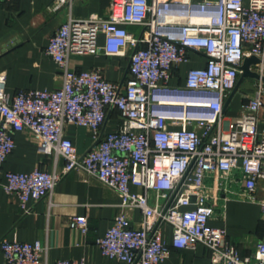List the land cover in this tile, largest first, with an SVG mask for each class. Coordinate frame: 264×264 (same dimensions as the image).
I'll use <instances>...</instances> for the list:
<instances>
[{"label":"built area","instance_id":"obj_1","mask_svg":"<svg viewBox=\"0 0 264 264\" xmlns=\"http://www.w3.org/2000/svg\"><path fill=\"white\" fill-rule=\"evenodd\" d=\"M15 0H0L13 2ZM72 0H56L57 6ZM129 25L139 27L138 31ZM105 35L104 44L97 35ZM130 54L124 83L105 78L100 68L76 69L73 54ZM205 65L189 69L184 84H171L190 52ZM46 53L56 62L62 84L52 90H7L0 72V175L3 187L26 207L48 196L71 171L81 170L114 188L121 210L96 244L103 255L123 264H163L170 248L162 223L173 229V245L211 250L215 264H264V240L243 254L214 218L232 184L239 198L256 201L264 216V129L259 128L264 81L241 101L230 119L224 105L236 87L245 57L264 76V0H112L104 17L70 15L50 37ZM120 112L116 130L103 133L108 110ZM69 124L93 132L95 143L80 153L67 136ZM29 130L40 153L64 159L52 170H6L15 134ZM143 188L132 191L131 185ZM139 209L133 224L127 210ZM72 228L86 234L89 220L73 216ZM4 264H86L83 259L49 261L50 245L39 239L0 240Z\"/></svg>","mask_w":264,"mask_h":264},{"label":"crops","instance_id":"obj_2","mask_svg":"<svg viewBox=\"0 0 264 264\" xmlns=\"http://www.w3.org/2000/svg\"><path fill=\"white\" fill-rule=\"evenodd\" d=\"M112 0H72L57 6L56 0H15L0 2V72L7 76V90L14 94L22 89H55L62 84V75L56 62L46 53L50 37L70 16L85 18L91 14L108 16ZM138 31L135 25L128 26ZM97 43L104 44L105 35H97ZM108 56L106 54H73L71 64L76 69L100 68L106 79L124 83L130 75V54ZM206 58L198 51L190 52V60L178 66L171 84H184L192 67H202ZM253 79L256 87L258 79ZM241 86V85H240ZM238 88L236 94L241 90ZM254 91V89H253ZM241 92L233 97L225 114L235 119L240 114V105L245 95ZM120 122V112L116 108L108 110L103 124V133L116 130ZM259 128L264 129V104L260 112ZM67 136L72 139L80 153L94 143L91 130L82 125L69 124ZM64 164V159L38 151L31 131L23 130L15 134V148L7 157L6 170L29 172L36 167L52 170ZM5 176L0 175V240L4 236L21 241L41 240L50 245L49 261L57 259H85L86 264H123L103 255L96 239L106 233L115 216L122 209L117 191L102 183L95 176L81 170H73L56 186L51 200L43 196L30 200L26 207L18 196L6 192L3 187ZM132 191L141 193L143 188L131 185ZM132 223L142 220L139 209L127 210ZM85 215L89 220V230L83 234L70 226L73 216ZM211 225L226 228L229 238L243 254L252 253L257 243L264 240V216L258 202L233 195L225 201ZM162 237L170 248L169 256L163 264H215L211 250L198 244L195 248H177L173 245V229L162 223ZM0 264H4V254L0 248Z\"/></svg>","mask_w":264,"mask_h":264},{"label":"water","instance_id":"obj_3","mask_svg":"<svg viewBox=\"0 0 264 264\" xmlns=\"http://www.w3.org/2000/svg\"><path fill=\"white\" fill-rule=\"evenodd\" d=\"M259 62H260L259 58L255 55L245 57L244 62L241 66L242 72H241L240 77L238 79L237 85L230 92V94H229V96L225 102L224 109L227 108V106L229 105V103L231 102L233 97L235 96V94H236L239 86L241 85L242 81L244 80V78L252 77V78H256V79H262L264 81V76H261V74L259 72H257L256 70H253L251 68V66L253 64H257Z\"/></svg>","mask_w":264,"mask_h":264},{"label":"rangeland","instance_id":"obj_4","mask_svg":"<svg viewBox=\"0 0 264 264\" xmlns=\"http://www.w3.org/2000/svg\"><path fill=\"white\" fill-rule=\"evenodd\" d=\"M253 79H251V78H244V80L242 81V83H241V86H240V88H241V90L238 92V95H240L241 96V92L242 91H244V93L246 94V92L248 91V92H252L253 91V89L255 88L254 86H253ZM237 95V94H236ZM237 95V96H238ZM232 190H234V193H236V194H232V193H230L229 195H233V196H236V197H238V193L240 192V185L238 184V183H236V184H232Z\"/></svg>","mask_w":264,"mask_h":264}]
</instances>
